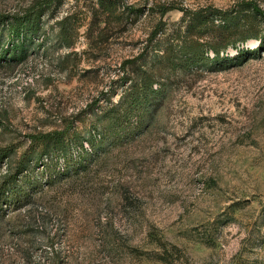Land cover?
I'll return each mask as SVG.
<instances>
[{
    "label": "rangeland",
    "instance_id": "obj_1",
    "mask_svg": "<svg viewBox=\"0 0 264 264\" xmlns=\"http://www.w3.org/2000/svg\"><path fill=\"white\" fill-rule=\"evenodd\" d=\"M48 1L38 33L12 48L22 59L0 61V146L17 147L0 177L30 134L70 127L89 137L141 69L163 96L132 139H104L85 171L0 223V264H264V21L242 6L246 26L228 22L230 35L256 38L224 61L201 53L221 23L180 11L230 16L251 1L264 12V0H112L104 11L98 0ZM164 4L174 8L160 15ZM37 6L0 0V49L1 18Z\"/></svg>",
    "mask_w": 264,
    "mask_h": 264
},
{
    "label": "trees",
    "instance_id": "obj_2",
    "mask_svg": "<svg viewBox=\"0 0 264 264\" xmlns=\"http://www.w3.org/2000/svg\"><path fill=\"white\" fill-rule=\"evenodd\" d=\"M99 4L109 9L113 4L112 0H98ZM48 0H41V6L31 7L20 15H15L8 19L2 17L7 25L9 43L0 49V61H19L22 53H11L12 48H22L24 44L36 35L40 29V16L45 8L49 6ZM246 6L255 15H259L264 21V12L260 7L251 1L238 3L231 11L230 16L226 11L203 7L197 10L187 8L180 9L183 19L189 17L192 23L199 21L201 25L208 28L219 26L222 34L219 41L209 40L205 43L201 53L209 50L214 53L212 59L219 58V53H225L221 57L224 61H238L241 58L242 49L236 44L243 43L248 38H256V35L239 38L230 35L228 22H234L236 27H245L242 14ZM43 8V9H42ZM174 7L161 5L159 14L164 15ZM135 9V8H132ZM218 23H221L217 25ZM157 34L154 31L149 40H153ZM227 38H226V36ZM14 40L18 43L14 44ZM150 42V41H149ZM234 49V54H228L227 47ZM254 48L245 49L247 55H252ZM194 58V57H190ZM132 62V61H126ZM241 63V61H239ZM239 63V64H240ZM153 74L144 69L140 70L139 78L132 81L116 103H111L106 110L103 124L94 125L88 131L89 137L83 139L74 131L70 133V127L59 130H52L27 136L30 144L27 150L21 153L13 169L9 168L6 175L0 177V223L11 213H16L24 208L32 207L36 194L40 193L44 187L52 186L62 179L78 175L85 171L89 162L98 152V144L104 139H110L111 145L132 139L141 130L143 123L152 115V109L156 106L159 98L163 96L160 88L155 85ZM158 99V100H157ZM83 140L88 147L83 145ZM75 148V153L72 151ZM15 145L0 146V168L7 162L11 155L16 154ZM62 159L63 163H58ZM30 210V208H29ZM28 211V210H27ZM28 214L31 211L27 212ZM37 220L35 216H31ZM22 232H26L23 231Z\"/></svg>",
    "mask_w": 264,
    "mask_h": 264
}]
</instances>
